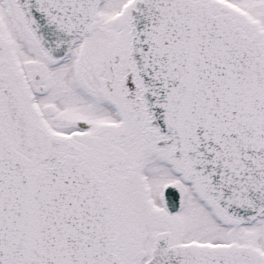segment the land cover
Masks as SVG:
<instances>
[{
	"label": "snow or ice",
	"instance_id": "snow-or-ice-1",
	"mask_svg": "<svg viewBox=\"0 0 264 264\" xmlns=\"http://www.w3.org/2000/svg\"><path fill=\"white\" fill-rule=\"evenodd\" d=\"M0 264H264V0H0Z\"/></svg>",
	"mask_w": 264,
	"mask_h": 264
}]
</instances>
